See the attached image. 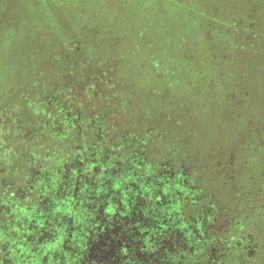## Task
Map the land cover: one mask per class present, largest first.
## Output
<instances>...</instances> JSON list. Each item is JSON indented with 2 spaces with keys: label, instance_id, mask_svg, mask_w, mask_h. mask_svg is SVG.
I'll return each mask as SVG.
<instances>
[{
  "label": "trees",
  "instance_id": "16d2710c",
  "mask_svg": "<svg viewBox=\"0 0 264 264\" xmlns=\"http://www.w3.org/2000/svg\"><path fill=\"white\" fill-rule=\"evenodd\" d=\"M189 147L264 202V0H0V264H204Z\"/></svg>",
  "mask_w": 264,
  "mask_h": 264
},
{
  "label": "flooded vegetation",
  "instance_id": "af4514ba",
  "mask_svg": "<svg viewBox=\"0 0 264 264\" xmlns=\"http://www.w3.org/2000/svg\"><path fill=\"white\" fill-rule=\"evenodd\" d=\"M234 148L237 149L236 146ZM188 149L190 152L185 156L189 174L185 186L190 185L187 188L191 192L186 201L188 212L183 214L187 221H191L188 230L200 239L197 244L199 251L204 256L212 253L206 260L202 259L204 264H264V202L259 205L252 192L239 188L233 182L231 166L233 168L234 158L224 157L228 150L221 151V148L218 155L205 154L202 161L195 155L199 151ZM210 149L214 151V146L210 145ZM195 160L200 162L195 164ZM207 167L210 168L207 174L211 180L219 182L216 188L205 180L204 169ZM192 172L204 173L201 184L194 185ZM195 189H200L202 194L198 195Z\"/></svg>",
  "mask_w": 264,
  "mask_h": 264
},
{
  "label": "rangeland",
  "instance_id": "374dc122",
  "mask_svg": "<svg viewBox=\"0 0 264 264\" xmlns=\"http://www.w3.org/2000/svg\"><path fill=\"white\" fill-rule=\"evenodd\" d=\"M187 168V169H186ZM185 170H187V172L189 173V170H188V166H186L185 167ZM185 174V178L188 176V174L187 173H184ZM186 182H187V178L185 179V184H186ZM187 185V184H186ZM188 186H190V185H188ZM187 186V187H188Z\"/></svg>",
  "mask_w": 264,
  "mask_h": 264
}]
</instances>
